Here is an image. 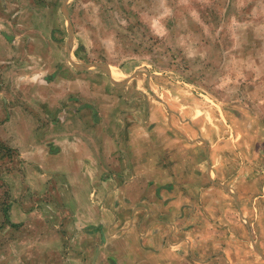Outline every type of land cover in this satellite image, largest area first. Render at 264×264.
Instances as JSON below:
<instances>
[{
    "label": "crops",
    "instance_id": "crops-1",
    "mask_svg": "<svg viewBox=\"0 0 264 264\" xmlns=\"http://www.w3.org/2000/svg\"><path fill=\"white\" fill-rule=\"evenodd\" d=\"M69 2L0 0V144L12 147L0 167L23 174L34 197L66 173L55 201L102 240L94 264H264L263 156L240 142L216 147L199 115L158 98L165 88L88 60ZM217 228L251 245L216 250Z\"/></svg>",
    "mask_w": 264,
    "mask_h": 264
},
{
    "label": "rangeland",
    "instance_id": "rangeland-1",
    "mask_svg": "<svg viewBox=\"0 0 264 264\" xmlns=\"http://www.w3.org/2000/svg\"><path fill=\"white\" fill-rule=\"evenodd\" d=\"M42 2L58 6L64 0ZM69 9L77 47L88 60L102 59L119 74L138 75L133 79L138 88H165L156 91L158 98L187 105L184 118L199 115V133H209L216 147L224 141L255 146L263 156L255 164L264 165V0H70ZM10 148L0 144L2 153ZM7 168L0 167V264L96 263L100 238L90 237L76 213L56 204L66 173H53L49 177L59 183L34 197L23 174ZM52 208L58 218L52 210L46 213ZM33 210V217H25ZM209 238L216 250L234 242L251 245V238L239 241L219 228ZM82 242L91 246L86 261Z\"/></svg>",
    "mask_w": 264,
    "mask_h": 264
},
{
    "label": "water",
    "instance_id": "water-1",
    "mask_svg": "<svg viewBox=\"0 0 264 264\" xmlns=\"http://www.w3.org/2000/svg\"><path fill=\"white\" fill-rule=\"evenodd\" d=\"M98 66H104L105 67L106 65L105 64H103V65L102 64H98ZM105 68H108V66L105 67Z\"/></svg>",
    "mask_w": 264,
    "mask_h": 264
}]
</instances>
